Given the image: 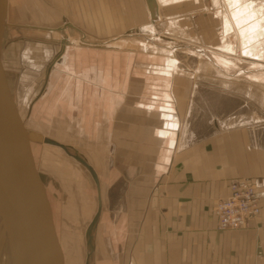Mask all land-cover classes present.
<instances>
[{"label":"crops","instance_id":"obj_1","mask_svg":"<svg viewBox=\"0 0 264 264\" xmlns=\"http://www.w3.org/2000/svg\"><path fill=\"white\" fill-rule=\"evenodd\" d=\"M156 18L145 0H7L1 58L25 127L70 133L76 73L96 90L143 87L119 62L133 51L117 48ZM105 58L112 59L110 79L91 82ZM163 105L126 103L110 168L111 187H124L100 211L94 264H264V149L254 134H178L179 114ZM242 177L253 184L260 211L241 228L220 230L215 203Z\"/></svg>","mask_w":264,"mask_h":264},{"label":"rangeland","instance_id":"obj_2","mask_svg":"<svg viewBox=\"0 0 264 264\" xmlns=\"http://www.w3.org/2000/svg\"><path fill=\"white\" fill-rule=\"evenodd\" d=\"M154 1L155 21L144 23L139 36L129 37L117 48L133 51L127 52L128 59H119L122 67L125 62L129 66L123 79H129L133 73L144 86L134 91L127 90V86L117 91L96 90L93 85L83 84L75 61L70 59V71L78 76L71 77L70 133L55 134L44 129L42 134L65 148L33 143L38 171L65 233L64 245L68 249L71 232L82 238V264H86L88 255L89 264H94L93 236L107 197L121 195L123 191L120 183L111 187L110 168L118 162L116 142L124 131L122 115L127 101L133 100L134 109L141 104L158 108L167 101L171 113L179 114L178 134H192L194 138L206 134H254L264 149V55L260 62L251 61L248 49L252 42L240 38L234 26L225 30L222 0ZM76 50L69 49L70 53ZM105 61L108 65L98 69L96 80L91 82L110 79L112 59ZM94 110L95 118L90 115ZM75 155L93 169L97 182ZM72 207L80 208L82 214L87 210L88 216L79 214L78 223L71 224L66 216H72ZM80 259L76 264H81Z\"/></svg>","mask_w":264,"mask_h":264},{"label":"water","instance_id":"obj_3","mask_svg":"<svg viewBox=\"0 0 264 264\" xmlns=\"http://www.w3.org/2000/svg\"><path fill=\"white\" fill-rule=\"evenodd\" d=\"M145 1L154 19L155 1ZM6 11L7 0H0V264H67L65 233L38 171L33 143L65 146L28 130L23 123L1 58ZM75 158L96 181L93 169L80 156ZM87 235L90 241L89 230Z\"/></svg>","mask_w":264,"mask_h":264},{"label":"bare ground","instance_id":"obj_4","mask_svg":"<svg viewBox=\"0 0 264 264\" xmlns=\"http://www.w3.org/2000/svg\"><path fill=\"white\" fill-rule=\"evenodd\" d=\"M222 4L224 9L223 25L225 30L228 31L229 29H232V26H234L235 28H233L240 38L244 37L248 41H251L252 45L248 49V58H250L253 62H260L262 59L261 57L264 55V0H222ZM69 212L72 216L70 217L68 213L66 218L71 222V224H77V216L82 214L80 213V208L73 209L72 207ZM87 212V210L86 213L83 211L82 216L87 217ZM69 234H71L70 239L72 240H70L69 247L67 249V264H76V261L80 259L78 254H80V262L82 264V253L84 255L82 250V238H80V235L77 234V232H71ZM89 259L90 255H88L87 260L89 261ZM46 264L49 263L46 262Z\"/></svg>","mask_w":264,"mask_h":264},{"label":"built area","instance_id":"obj_5","mask_svg":"<svg viewBox=\"0 0 264 264\" xmlns=\"http://www.w3.org/2000/svg\"><path fill=\"white\" fill-rule=\"evenodd\" d=\"M228 190V194L214 206L217 228L220 230L241 228L260 211L258 194L248 178L231 180Z\"/></svg>","mask_w":264,"mask_h":264}]
</instances>
